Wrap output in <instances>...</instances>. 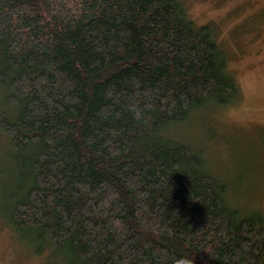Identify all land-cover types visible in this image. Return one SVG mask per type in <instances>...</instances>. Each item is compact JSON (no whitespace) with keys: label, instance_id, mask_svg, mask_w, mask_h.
<instances>
[{"label":"trees","instance_id":"trees-1","mask_svg":"<svg viewBox=\"0 0 264 264\" xmlns=\"http://www.w3.org/2000/svg\"><path fill=\"white\" fill-rule=\"evenodd\" d=\"M212 30L182 0H0V221L54 264H264V211L164 133L237 99Z\"/></svg>","mask_w":264,"mask_h":264},{"label":"rangeland","instance_id":"rangeland-1","mask_svg":"<svg viewBox=\"0 0 264 264\" xmlns=\"http://www.w3.org/2000/svg\"><path fill=\"white\" fill-rule=\"evenodd\" d=\"M182 1L196 25L212 26L239 93L229 105L194 109L164 133L202 149L210 173L228 184L226 201L241 215L264 211V125L241 126L232 119L233 107L247 103L255 80L264 76V0ZM5 142L0 139L1 156L7 150ZM1 156L2 168L7 160ZM0 181L10 182L5 172ZM23 238L0 221V264H54L47 246L35 251ZM65 263L63 258L57 261Z\"/></svg>","mask_w":264,"mask_h":264},{"label":"clouds","instance_id":"clouds-1","mask_svg":"<svg viewBox=\"0 0 264 264\" xmlns=\"http://www.w3.org/2000/svg\"><path fill=\"white\" fill-rule=\"evenodd\" d=\"M232 112V119L236 124L264 125V76L255 80V91L247 103L235 105ZM185 259L186 264H194L192 257Z\"/></svg>","mask_w":264,"mask_h":264}]
</instances>
